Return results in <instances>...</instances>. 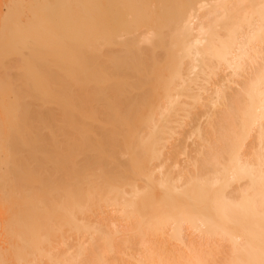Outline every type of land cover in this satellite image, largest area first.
Wrapping results in <instances>:
<instances>
[{
    "label": "bare ground",
    "instance_id": "obj_1",
    "mask_svg": "<svg viewBox=\"0 0 264 264\" xmlns=\"http://www.w3.org/2000/svg\"><path fill=\"white\" fill-rule=\"evenodd\" d=\"M200 1L0 0V264H264V0Z\"/></svg>",
    "mask_w": 264,
    "mask_h": 264
},
{
    "label": "rangeland",
    "instance_id": "obj_2",
    "mask_svg": "<svg viewBox=\"0 0 264 264\" xmlns=\"http://www.w3.org/2000/svg\"><path fill=\"white\" fill-rule=\"evenodd\" d=\"M203 0H201L199 3H198V6L200 5L201 6V4L203 3L202 2ZM204 1H207V0H204ZM205 3V5H206V2H204ZM203 3V4H204ZM207 3H208V1H207ZM202 4V5H203ZM117 33H119V32H117ZM125 33V32H124ZM108 50V49H107ZM183 123V122H182ZM24 207V206H23ZM26 207V206H25ZM27 208V207H26ZM24 209V208H23ZM27 210V209H26ZM24 211V210H23ZM26 213V212H25ZM1 217V216H0ZM110 218H112V217H110ZM0 220H2L3 221V219H1L0 218ZM107 220H110L109 219V217H108V219ZM113 220L114 221H117L119 224H123L125 221H122V220H119L118 218H113ZM2 221H0V223L2 222ZM26 222H27V220H26ZM186 227V226H185ZM184 234H185V238H186V235L187 234H189V233H191V231H189V230H186V228H185V230H184V232H183ZM194 233V234H193ZM197 232H192V234H190L191 236V238H193V236H196L197 234H196ZM195 238H198V235L195 237ZM198 240V242L200 243V242H202V241H200L199 239H197ZM219 244V245H218ZM225 244L226 243H223V244H221V243H214V242H211L210 243V248H208V247H206L205 248V250L206 251H210L211 249H218V250H221V251H225L227 248H226V246H225ZM26 247V249H27V245L25 246ZM128 248H129V251H127V250H124V249H121V254H120V262H121V264H124L125 262L126 263H129V261H128V259H129V257H127V256H124L126 253H129L130 251H136L137 250V246H136V244H130V245H128ZM25 249V250H26ZM26 252V251H25ZM137 254H138V252H136ZM215 260L216 261H218V262H220L222 259H223V257H224V253L223 254H216L215 256ZM27 264V263H26ZM39 264V263H38ZM42 264H45V263H42Z\"/></svg>",
    "mask_w": 264,
    "mask_h": 264
}]
</instances>
